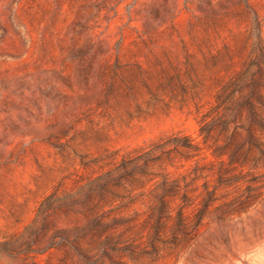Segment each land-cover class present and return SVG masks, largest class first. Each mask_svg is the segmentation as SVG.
<instances>
[{
    "label": "rangeland",
    "instance_id": "374dc122",
    "mask_svg": "<svg viewBox=\"0 0 264 264\" xmlns=\"http://www.w3.org/2000/svg\"><path fill=\"white\" fill-rule=\"evenodd\" d=\"M0 264H264V0H0Z\"/></svg>",
    "mask_w": 264,
    "mask_h": 264
},
{
    "label": "trees",
    "instance_id": "16d2710c",
    "mask_svg": "<svg viewBox=\"0 0 264 264\" xmlns=\"http://www.w3.org/2000/svg\"><path fill=\"white\" fill-rule=\"evenodd\" d=\"M254 65H256L258 68L262 67V61L259 57H255V61L253 63ZM235 78L234 76H231L229 79V82L231 85L234 84ZM253 82H255L254 78H253ZM256 95V94H255ZM251 105V103L249 104ZM250 114L252 116H254L255 114V110L254 108H250L249 109ZM167 145H173V147L167 146ZM190 149L195 150V144H193L192 139H190L188 136H177V137H173L171 139H167V140H162L160 142L154 143L151 146L144 148V149H140V150H135L136 152H134V154L132 156H129L127 158H123L119 163H117L114 168L113 171H117L120 172L119 175L116 177L117 180V184L121 181H129L130 182V177H132V174L134 170H138L140 172L141 175H146L147 170L149 169V165L148 163L150 162H166L169 161L171 159L170 157V153L174 150L180 153H187ZM160 168L162 169V165L159 164ZM112 171V170H110ZM108 171V172H110ZM123 171V172H122ZM106 172V173H108ZM153 175H156L154 173H152ZM135 175V174H134ZM134 178V176H133ZM170 188H165L163 189V191L155 193L153 195V198L155 199L156 202H158V209H159V213H158V217L162 218L163 216H166V209H165V197L169 194V190ZM105 192V193H104ZM109 192H111V190H106L102 189L96 193L93 192L94 196H98L99 193L100 195H102L101 193H104L103 196H105L106 194H108ZM172 193V192H170ZM110 195L112 196H118L117 193H110ZM121 197V196H120ZM127 197V198H124ZM125 199V203H129L133 200V198L131 197V195L125 194L124 195ZM128 201V202H127ZM124 203V204H125ZM97 205V203H95ZM91 206L92 204L90 202H87V210L90 213L91 212ZM125 206V205H124ZM95 217L91 216V219H93ZM106 236H110V234H106ZM113 236H133V235H123L121 232L117 233V234H113ZM108 241V239H106V242ZM130 246V244H123L122 248H126Z\"/></svg>",
    "mask_w": 264,
    "mask_h": 264
}]
</instances>
